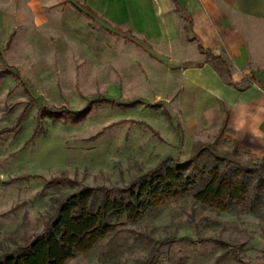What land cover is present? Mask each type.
I'll return each instance as SVG.
<instances>
[{
  "label": "rangeland",
  "instance_id": "374dc122",
  "mask_svg": "<svg viewBox=\"0 0 264 264\" xmlns=\"http://www.w3.org/2000/svg\"><path fill=\"white\" fill-rule=\"evenodd\" d=\"M19 2L0 0V255L41 233L53 199L81 186L104 189L98 204L168 158L202 172L211 154L229 170L259 166L235 140L216 141L180 57L128 24L85 17L76 0ZM54 178L74 184L45 189ZM111 222L115 232L66 264H264V211L217 212L187 196Z\"/></svg>",
  "mask_w": 264,
  "mask_h": 264
},
{
  "label": "crops",
  "instance_id": "0c3cea01",
  "mask_svg": "<svg viewBox=\"0 0 264 264\" xmlns=\"http://www.w3.org/2000/svg\"><path fill=\"white\" fill-rule=\"evenodd\" d=\"M76 1L94 18L128 24L148 42L180 57L177 63L185 66L181 70L187 85L201 93L194 101L204 104L203 122L221 128L226 119L224 137L257 159L264 157V0ZM57 3L60 0H20L17 6ZM18 15L21 20L23 14ZM209 56L225 61L232 82L243 90L220 76Z\"/></svg>",
  "mask_w": 264,
  "mask_h": 264
},
{
  "label": "trees",
  "instance_id": "16d2710c",
  "mask_svg": "<svg viewBox=\"0 0 264 264\" xmlns=\"http://www.w3.org/2000/svg\"><path fill=\"white\" fill-rule=\"evenodd\" d=\"M71 6L85 17L94 19L87 7L75 2H71ZM199 50L203 51L201 47ZM209 59L220 76L243 90L238 83L232 82L225 61L211 56ZM225 123L226 119L216 141L223 137ZM237 150L238 143L235 142L234 152ZM210 156L213 163L205 172L198 169L196 159L180 164L168 158L144 175L137 176L135 182L120 191L119 198L104 192L98 204L95 203L96 195L103 188L81 186L73 192L61 194L53 199L55 207L43 231L24 246L0 255V264H66L78 253L91 249L108 233L116 231L112 217L124 216L137 222L148 210L187 196L217 212L240 209L261 216L264 211V157L257 168L236 163V167L229 170L227 164L219 167L220 158L214 154ZM196 171L203 180L201 185L197 184ZM64 182L74 184L65 178H54L46 182L45 189Z\"/></svg>",
  "mask_w": 264,
  "mask_h": 264
}]
</instances>
